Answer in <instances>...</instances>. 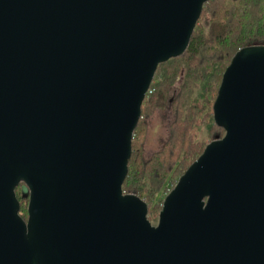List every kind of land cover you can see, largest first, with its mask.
<instances>
[{"label":"water","instance_id":"95a60500","mask_svg":"<svg viewBox=\"0 0 264 264\" xmlns=\"http://www.w3.org/2000/svg\"><path fill=\"white\" fill-rule=\"evenodd\" d=\"M209 1L0 0V264H264V46L227 68L225 135L157 226L123 190L156 71Z\"/></svg>","mask_w":264,"mask_h":264},{"label":"trees","instance_id":"16d2710c","mask_svg":"<svg viewBox=\"0 0 264 264\" xmlns=\"http://www.w3.org/2000/svg\"><path fill=\"white\" fill-rule=\"evenodd\" d=\"M254 46H264V0H210L185 53L159 65L142 106L123 186L125 194L145 201L150 221L163 210L165 193L174 190L209 144L224 137L214 121L223 76L239 51ZM157 111H170L174 119L163 147L147 158L148 120ZM23 185L15 194L27 221Z\"/></svg>","mask_w":264,"mask_h":264},{"label":"rangeland","instance_id":"374dc122","mask_svg":"<svg viewBox=\"0 0 264 264\" xmlns=\"http://www.w3.org/2000/svg\"><path fill=\"white\" fill-rule=\"evenodd\" d=\"M172 113L170 111H157L148 120V130L145 141V149L147 158H150L153 153L159 151L165 141L169 137L170 125L173 120ZM225 135V134H224ZM24 189V185L21 192ZM164 199L170 194V192L165 193ZM27 204L29 206V197L27 198ZM26 201V200H25ZM162 211V210H161ZM160 213H158L157 218L151 223L157 226L159 223Z\"/></svg>","mask_w":264,"mask_h":264}]
</instances>
